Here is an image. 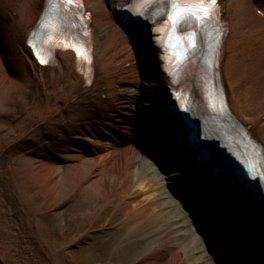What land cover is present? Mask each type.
<instances>
[{"label": "bare ground", "instance_id": "obj_1", "mask_svg": "<svg viewBox=\"0 0 264 264\" xmlns=\"http://www.w3.org/2000/svg\"><path fill=\"white\" fill-rule=\"evenodd\" d=\"M82 3L74 12L89 32L79 43L90 49L88 67L58 44L72 6L66 14L49 0H0V264H264V0L218 3L212 72L248 130L204 134L215 164L202 163L205 173L181 147L178 121L201 125L209 112L176 94L181 80L164 72L151 27L128 31L115 0ZM30 39L53 50L48 64ZM181 184L196 196L186 187L177 196ZM82 243L78 261L72 248Z\"/></svg>", "mask_w": 264, "mask_h": 264}, {"label": "snow or ice", "instance_id": "obj_2", "mask_svg": "<svg viewBox=\"0 0 264 264\" xmlns=\"http://www.w3.org/2000/svg\"><path fill=\"white\" fill-rule=\"evenodd\" d=\"M66 5L72 6L73 11H77L82 7V0H62ZM141 3L146 5H155L152 9L154 16L162 17L163 20L171 22V27L168 30V40L172 39V32L178 31L177 43L175 47L180 49L183 41L180 40L182 36L189 28L191 32L187 34V41L185 47H191L196 49L197 44L194 43V39L197 36V30L203 31L204 26L216 20L218 14V0H140ZM163 5V8L160 6ZM142 18L149 19L147 12L136 13ZM163 21H160L162 23ZM153 23H157L153 20ZM154 40L157 46L165 53L172 47L170 43H161V36L163 35L159 28H154ZM42 35H47L42 33ZM73 35H87L86 32L72 33L69 34L65 43L61 46V50H66L70 47L72 51L76 53L77 59L83 60L85 63L91 62L90 49L84 45L77 44L73 39ZM29 47L33 49V55L41 65L48 64L49 60L46 58L45 52L48 56L53 54L51 48L45 50L43 44L34 43L31 39L29 40ZM171 54V53H168ZM190 56L191 53L180 52L177 59L183 56ZM167 59L166 55L161 57Z\"/></svg>", "mask_w": 264, "mask_h": 264}, {"label": "rangeland", "instance_id": "obj_3", "mask_svg": "<svg viewBox=\"0 0 264 264\" xmlns=\"http://www.w3.org/2000/svg\"><path fill=\"white\" fill-rule=\"evenodd\" d=\"M253 93H254V92H253ZM140 162H141V160L139 161V163H140ZM87 197L89 198L88 193H87ZM89 199H90V198H89ZM89 201H91V200H89ZM95 202H96V201H95ZM162 202H166V197L163 198ZM167 209H168V212H169L170 210H173V214H171V216L174 215V212H175V214H177L176 211L170 206V204L167 205ZM170 212H171V211H170ZM177 215H178V214H177ZM178 219L183 223L184 220H183L182 218L178 217ZM50 224L52 225L53 223L51 222ZM101 224H102V223L99 222L98 225H97V227H99ZM86 246H87V243H82L80 246H75V247L72 248V253L75 255V257H76V259H77L78 261H80V260L83 258V255H85V253H84V248H85Z\"/></svg>", "mask_w": 264, "mask_h": 264}]
</instances>
